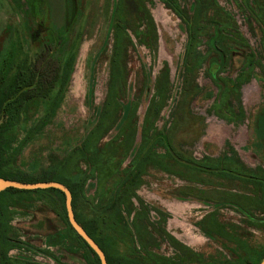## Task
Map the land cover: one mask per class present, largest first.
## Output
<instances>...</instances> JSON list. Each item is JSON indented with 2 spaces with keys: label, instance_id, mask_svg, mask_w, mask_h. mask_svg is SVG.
<instances>
[{
  "label": "rangeland",
  "instance_id": "374dc122",
  "mask_svg": "<svg viewBox=\"0 0 264 264\" xmlns=\"http://www.w3.org/2000/svg\"><path fill=\"white\" fill-rule=\"evenodd\" d=\"M48 2L47 40L58 56L75 50L76 65L54 115L45 116L46 100L25 106L7 147V169L36 174L81 144L95 125L108 91L110 27L118 6L132 40L123 55L130 71L119 97L123 118L105 141L126 129L125 140L111 148L125 159L110 180L100 181L89 167L85 196L94 204L109 201L143 127L153 125L186 156L229 163L264 178V0H78L76 22L61 32L66 0ZM28 3L0 0V72L6 81L39 51L29 39ZM188 22L196 34L190 48ZM213 59L223 61L216 77L209 71ZM134 102L136 121L128 124ZM142 180L131 210L129 204L123 209L130 226L138 213L148 225L133 233L132 246L142 258L162 264H257L264 256L260 185L177 165L171 171L151 169ZM61 211L53 193L1 191L0 264L4 248L8 264H94L90 251L68 233ZM129 251L126 244L119 246L133 257Z\"/></svg>",
  "mask_w": 264,
  "mask_h": 264
},
{
  "label": "trees",
  "instance_id": "16d2710c",
  "mask_svg": "<svg viewBox=\"0 0 264 264\" xmlns=\"http://www.w3.org/2000/svg\"><path fill=\"white\" fill-rule=\"evenodd\" d=\"M28 5L30 9L29 39L39 48V51L32 60H25L18 65L10 81H6V74L3 71L0 72V176L23 182L59 181L67 185L73 194V208L76 219L104 250L108 264H148L151 261H153L151 264H162L153 258L151 259V256L142 258L132 246L133 233H138L142 227L148 226L146 221L143 220L145 219L144 216L141 213L135 214L130 226L123 214V209L127 204H129L128 208L131 210V198L136 195L137 189L141 186L143 176L151 169L171 171V167L177 165L180 169L260 185L264 191V178H260L252 172H247V170L234 169L229 163L215 164L186 156L173 145L167 132L158 130L153 125L151 128L143 127L142 140L132 161L124 170L125 177L117 189L115 188L112 191L109 201L94 204L85 196L86 172L89 167H92L90 170L94 169L99 173L100 181L110 180L119 173L125 159L120 160V154L118 155L111 148H113V143L125 140L123 132L126 129L121 131L122 134L119 132L114 138L105 141V138L118 126L123 118L124 109L119 97L124 81L129 77L130 71L128 62L123 55L124 53L127 54L129 49L131 50L132 40L130 34H128L129 26L127 24L123 26L121 22H124V19L116 13L117 5L114 8L110 27L113 32V53L108 91L95 125L81 144L75 146L64 158L53 162L40 172L30 174L7 169L5 167L9 163L6 160L7 147L13 141V130L22 121L25 106L37 100H46L45 116L54 115L71 81L77 60L75 50H70L64 56H58L54 53L51 42L47 40V32L51 30L48 25L49 22H47L50 21L48 0H29ZM45 10L48 12L45 16L46 22L43 21ZM78 14V0H66L65 22L58 28V31L61 32L71 28L76 22ZM188 30L190 48L196 40L195 30L190 22H188ZM222 66L223 61L211 60L209 63L211 75L216 77ZM137 110L138 104L132 103L131 119L128 124L136 121H133V119H136ZM158 113L159 108H157ZM160 149H163L164 152H160ZM93 163L95 164L94 168ZM107 164H112L115 168L108 169ZM5 190L43 195L53 193L60 201L61 215L66 223L68 233L90 251L94 264H101L96 252L71 225L63 191L56 188L26 190L13 187ZM262 200L264 201V199ZM122 243L130 247L128 253L134 254L133 257H126L119 252V246ZM1 255L4 259L3 264H8V249L4 248ZM263 258L264 256L261 260Z\"/></svg>",
  "mask_w": 264,
  "mask_h": 264
},
{
  "label": "water",
  "instance_id": "95a60500",
  "mask_svg": "<svg viewBox=\"0 0 264 264\" xmlns=\"http://www.w3.org/2000/svg\"><path fill=\"white\" fill-rule=\"evenodd\" d=\"M10 187L26 190H33L38 188H56L63 191L65 194L67 215L71 225L77 231V233L88 243V245L96 252V254L99 256L101 264H108L107 256L104 250L95 241V239L88 234L85 228L76 219V215L73 208V194L67 185L59 181L23 182L0 176V192ZM259 264H264V258Z\"/></svg>",
  "mask_w": 264,
  "mask_h": 264
}]
</instances>
